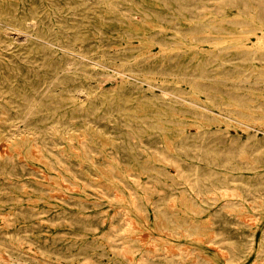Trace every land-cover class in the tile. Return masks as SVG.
Here are the masks:
<instances>
[{
    "label": "rangeland",
    "instance_id": "374dc122",
    "mask_svg": "<svg viewBox=\"0 0 264 264\" xmlns=\"http://www.w3.org/2000/svg\"><path fill=\"white\" fill-rule=\"evenodd\" d=\"M88 3L91 4L93 1L90 0ZM175 3L163 0H102L105 12L102 16L101 43L105 61L108 60L104 64L117 70H123L127 74L137 75L142 81L126 76L121 77L120 74L115 73V70L102 67L103 73H115L102 75L100 83L103 87V96L96 100L85 116L60 119V123L65 124L60 127L52 125L56 119L49 118L31 124L30 130H23V124L18 122L19 127L17 128L16 125L10 124V120L4 119L6 114H0V154L4 153L15 158L13 170L16 173L15 176L10 177L0 175V232L7 228L6 219H17L12 228L25 229L30 236L37 234L42 238H56V242L68 250L84 248L90 252L94 251L101 260L114 261L117 264H135L130 254H117L124 244L136 245L140 254L149 250L157 251L152 259L153 263L156 261L155 264L161 263L166 250H177L178 244L185 245L190 250L201 251L203 254L198 259L205 264H254L257 261L255 249L259 243L260 229L256 234L258 238L255 237V242L253 241L252 244L249 240V244H246L247 248L251 249L245 258H228L226 243L208 240L214 234V229L226 235L249 231L247 228L239 227L237 218L229 215L230 212L222 211L219 216L213 217L215 204H212L213 195L211 194L205 198L204 203L194 202L191 195L179 189L169 191L170 188L164 185V188L168 189L165 195L154 193L147 195L146 197L149 198L147 200L137 199L148 205V211L129 209L128 214L123 213L129 196H125L122 188L128 186V179L132 176H139L141 179L152 181L164 177L166 170L170 174L175 172L174 167L167 165L159 158L157 152H152L155 147L163 148L171 155H194L192 146H189L192 149L186 146L185 151H181L177 144L183 141L184 132L191 135L197 134L196 126L199 123L208 126L210 129L208 133L212 130L215 132L218 127L227 129L231 136H246L247 131H253L252 128L246 129L242 124L229 122L225 117L213 112L200 114V108L185 102L182 104V101L176 97H173L178 102L176 109L165 113L164 108L167 107L169 110L172 106L165 105L160 99L150 97L152 93L160 92L159 85L180 90L179 94L191 100H196L197 96L208 100L203 94L191 92L196 79L179 78L177 80L180 73L189 78L202 72V74L215 78L202 83L214 87L213 89L220 94L217 96L219 102L234 100L240 105L237 108L248 110L259 104L263 105L264 101L262 97L264 84L235 82L228 77V75L238 73V70L242 68L230 67L229 61L218 69L201 66L204 60L209 63L214 61L215 58L211 53L217 50L213 49L216 44L253 45L261 41L259 38L264 36L263 31L260 29L240 30L241 27L252 28L254 24L245 26L235 24V18L229 19L226 15L214 18L208 14L206 7H199L197 11L195 7L203 4L200 1L190 2V5L194 6L188 9L196 11L195 19L200 22H211V26L218 30L213 29L209 32L198 29L180 34L168 32L166 29L162 30V26L174 29L198 28L195 27L197 23L194 21L180 22L176 18H171L173 12L179 9L175 7ZM208 3L216 2L209 1ZM169 20L175 22L168 23ZM224 27H235V29L230 33L221 32L220 28ZM178 36L184 37L183 45L174 44ZM89 41L85 43L86 46ZM262 41L264 42V38ZM160 45H163L166 50L161 52ZM23 51L25 58L32 57L31 52ZM225 51L229 56L230 53L231 55H234L233 53L243 54L247 52V48L231 47ZM232 62L233 65L238 66L245 64L240 58H235L230 61ZM29 66L23 64L20 66L21 70L1 72L0 89L11 91L15 83L12 76L16 75V81L20 85H25V89H30L31 82L27 80ZM260 69L263 70L264 67L260 66ZM219 72L222 75L218 78ZM251 74L262 73L252 71ZM96 79L95 76L89 77L92 85L96 83ZM174 79L176 81H173ZM148 82L158 86L152 88ZM190 93L192 95H189ZM213 108L216 109V107ZM237 114L236 117L256 127L264 126V113L260 109L252 113L240 111ZM167 121H170V124ZM54 128L57 130L54 131ZM212 134L215 137L216 133ZM33 136L37 143L44 140L49 147L56 144V148L63 150L60 152L63 163L77 177L74 179L61 176L56 168L54 170L51 167V164L54 165L53 157H48L51 161L49 164L48 159L45 156L42 157L37 151V147L30 144ZM260 138V143L264 145V137L261 135ZM138 142H142L144 147L138 146ZM186 144L192 145L193 141L187 140ZM214 146L220 149L223 155L229 150L233 151L232 154L237 158L236 162L241 167L231 171L245 175L256 171L264 172V168L261 167L264 164V154L261 156L256 151V144L248 142L244 146H239L228 143L225 134L220 133ZM90 148L93 150L92 154L87 151L84 153L93 155L94 160L81 157L82 149ZM222 163L221 161L215 162L217 166L214 168L230 171L223 167ZM191 165L192 162H184L186 169L192 170ZM254 166L255 169L245 168ZM220 179L223 177L212 176L210 178V180ZM251 180L255 182L259 179L252 178ZM77 197L85 200L86 208L82 207ZM34 199L37 200L34 201ZM53 202L64 204L65 210L53 209L51 206ZM3 203L4 205H1ZM159 203L162 204V210L168 217L160 215L161 212L157 208H152L153 204ZM201 206H207L208 209L202 210ZM82 211L94 214L86 217ZM107 212H114L119 222L117 228L119 230L116 232L117 240L102 237V234L107 232V224L101 223V217H104ZM254 213L257 218L255 222L264 218V210H254ZM171 219L177 224L168 225L167 220ZM225 219L227 222L231 221L230 225L224 223ZM83 220H91L92 223L84 225ZM212 220L214 221L213 226L210 224ZM185 229L191 232L189 238L182 236ZM124 236L129 237V242H125ZM254 244L256 247H253ZM149 246L154 248L151 250ZM237 248L241 251L240 247ZM9 250L0 244V256H7ZM25 264H30V260ZM59 264L81 263L78 258H75L71 262L60 261Z\"/></svg>",
    "mask_w": 264,
    "mask_h": 264
},
{
    "label": "bare ground",
    "instance_id": "6f19581e",
    "mask_svg": "<svg viewBox=\"0 0 264 264\" xmlns=\"http://www.w3.org/2000/svg\"><path fill=\"white\" fill-rule=\"evenodd\" d=\"M89 1L90 0H0V73L3 71L12 72L14 70H21L20 66L23 64L27 66L30 65L27 78V80L31 82L30 89H25V85H20L19 82L16 81L17 78L15 77H17V75L12 76L15 83L11 91H3V89H0V114H6L7 116L4 117V119L10 120L11 125H16L18 128L19 122L23 124V130H30L31 124H36L39 120L42 121L53 118L56 119V121H54L52 125L54 124L60 127L65 125L64 123H60V119L85 116L89 108L96 103V100L100 96H103L104 92L100 80L104 74L110 75L118 73L121 77L126 76L134 80L142 81L137 75L127 74L123 70H117L104 64V62L108 61L107 59L105 61L101 43V35L103 34L102 16L105 10L104 7H102V0H92L93 3L91 4L88 3ZM163 1H168L170 3L176 2L175 7H179L175 13L173 12L171 18H176L180 22L194 21V23H197L195 27H198L194 29L190 27L185 29L161 27L162 30L166 29L168 32L180 34L198 29L208 30L209 32L212 31L214 28L211 26V22L198 21L194 16L196 11H190L188 9L194 6L190 5V2L200 1L203 4L195 7L197 11L199 7H206L208 8V14L214 18L226 15L229 19L235 18V24L244 26L246 24H254L252 28L241 27L240 30L254 31L260 29L264 33V0ZM209 1L216 2L217 4H210L208 3ZM109 9L111 10V8ZM94 19L95 21H93ZM221 19H223V17ZM174 22L173 20L168 21V23ZM87 23L88 26H86ZM235 27H224L220 28V30L221 32L230 33ZM183 38L182 36L176 37L177 42L174 44L183 45ZM263 38L264 36H260L259 39L261 41L253 45L243 44L228 46L223 43L216 44L213 49L217 50L211 53L215 58L214 61L209 63L207 60H204L201 66H203V68L210 67L215 69L216 67L218 69L221 65L229 61L230 67L242 68L238 70V73L228 75L232 81L264 84V69H260V66L264 67ZM91 39L92 41H89ZM87 41H89L88 46L85 44ZM89 44L91 45L89 46ZM91 46L93 47L91 48ZM231 47H245L247 48V52L243 54L233 53L234 55L230 53L229 56H227L228 53L225 50ZM160 49L161 52L166 50L163 45H160ZM23 50H26L25 52H31L32 57L25 58L22 53ZM235 58H240L245 64L238 66L233 65V62L230 63V61ZM104 66L115 70V73H103L102 67ZM250 71L262 74L254 75L251 74ZM220 75H222L221 72H219L217 77L219 78ZM90 76H95L97 78L94 85L89 81ZM179 78H186V80L192 78L196 79L197 81L192 85L191 92L203 94L208 100L202 99L201 96H197L196 100H191L183 94H179L178 92L180 90L163 85L158 86L148 82L150 87L154 88L158 86L160 88L158 94L152 93L150 97L156 100L160 99L165 105L172 106L169 110L164 106L165 113L171 112L172 109H176L178 102L173 98L176 97L182 101V104L185 102L200 108V114L203 113V115H205L204 112H213L225 117L229 122L242 124L246 129L252 128L253 131H247L246 136H231L228 134L229 131L227 129L218 127L215 129V132L211 129L212 132L208 133L207 131L210 130L208 126L199 123L196 126L197 134L191 135L188 132H184L185 137H183V141L177 144L181 151H185L186 148H193L192 150L195 152L194 155H171L167 153L165 149L155 147L153 151H151L157 152L158 157L164 160L167 165L173 166L175 172L170 174L169 171L166 170L164 171V177L152 181L141 179L139 176H132L128 179V186L122 188V191L125 192V196H129L127 205L124 206L123 213L128 214L129 209H134L135 211H148V205L137 201V199L147 200L149 198L146 196L154 193L165 195L168 189H165L164 185L170 188L169 191H171V189H179L191 195L194 202L204 203L205 198L211 194L213 195L212 204H215L213 217L219 216L222 211L230 212L229 215H232L233 218H237L238 226L247 228L249 231L235 235L231 233L230 235H226L216 232L214 229V234L209 237L208 240L226 243L225 249L228 258H245L248 251L251 249L247 248L246 244H249V240L252 244L253 241L255 242V237L258 238L256 234H258L257 232L260 229L261 234L259 235V243L257 249H255V259L257 261L254 264H264V218H260L257 223L255 222L257 218H255L256 215L254 213V210H264V172L256 171L245 175L231 171L241 167L237 164V158L232 154L233 151L229 150V152L223 155L220 153L221 150L214 146L217 136L221 133L222 135L225 134L228 143L237 144L239 146H244L248 142L253 145L256 144V151L262 156L264 154V145L260 143V137L261 135L264 137V126L256 127L248 121L241 120L236 116L240 111L252 113L260 109L262 113H264V101L263 105L259 104L257 107L243 110L237 108L240 106L237 101L229 100L228 102H219L217 96L220 94L213 89L214 87L202 83L205 80H214L215 78L213 76L198 72L197 75L188 78L185 74L180 73L177 80H179ZM173 81L176 80L174 79ZM189 95L192 94L190 93ZM262 97H264V93ZM213 107H216V109ZM29 120H33L32 123L31 121L29 122ZM216 120L217 117L215 121ZM167 123L170 124V121H167ZM216 124L219 125L218 123ZM56 130L57 128H54V131ZM212 133H216L215 137ZM31 140L30 144L37 147V151L40 152L42 157L45 156L48 159L47 161L49 164L51 161L48 157H53L54 165L51 164V167L54 168V170L56 168L61 176H69L74 179L77 177L70 168L63 163L64 160L60 156V152L63 150L60 151L56 148V144L49 147L47 142L41 139V141L37 143L34 136ZM187 140L193 141V144H186ZM13 143L16 142L13 141ZM138 146L144 147L142 142H138ZM189 146H192V148ZM82 151L81 157L94 160L93 155L91 156L84 153L87 151L92 154L93 150L91 148L88 150L82 149ZM115 158L117 157L115 156ZM14 161L15 158L1 153L0 175L6 177L15 176L16 173L13 170ZM186 161L192 162V170L185 168L184 162ZM217 161L223 162L221 165L230 169V171L216 170L214 167L217 166L215 164ZM255 166L245 168L255 169ZM261 167L264 168V164L263 166L261 165ZM212 176L223 177V179L210 180ZM252 178L259 180L253 182V180H251ZM66 185L67 184H65V186ZM84 188L85 186L83 189ZM77 199L81 202L82 207L86 208L85 204L87 203H85V200L82 197H77ZM35 200L37 199H34V201ZM63 203L65 204V201H63ZM64 204L53 202L51 206L55 210L59 208L60 210H65ZM170 204L174 205L173 203ZM1 205H4V203ZM110 206L113 207L114 205L110 204ZM152 208H157L158 211L161 212L160 215L168 217L162 210V204H153ZM200 208H202V210L208 209L207 206H201ZM82 212L86 217H90L94 214L92 212ZM105 217H107L106 221ZM101 218V223L107 224V232L103 233L102 237L110 240H117L118 237L116 232L119 230L117 229L119 222L116 218V214L114 212H107V214ZM15 221H17V219H6L5 226H7V228L0 232V244L10 249L7 256H0V264H25L29 260L30 264H59L60 261L67 260L71 262L72 259L75 258H78L81 264H117L114 261L105 262L97 257L98 255L96 252H90L84 248L68 250L66 247L58 244L56 238L48 239L45 237V239L37 234L30 236L25 229L12 228V226L16 224ZM136 221L138 222L137 219ZM167 222L168 225L177 224V222L174 223L173 219L167 220ZM230 222V220L228 222L226 219L224 220L225 224L229 223L230 225ZM25 223L29 224L28 221H25ZM83 223L84 225L86 223L91 224L92 221L83 220ZM138 223H140V221ZM210 224L213 226L214 221L212 220ZM190 233V231L185 229L182 236L189 238ZM128 238L126 236L123 237L125 242L129 240ZM200 239L202 240V238ZM150 247L151 246H149V248ZM237 247H240L241 251H239ZM253 247H256L255 244ZM152 248L150 249L152 250ZM176 248L177 250L175 251L166 250V255L160 264H205L198 259L199 256L203 254L201 251L190 250L187 246L182 244H178ZM156 253L157 251L149 250L140 254L136 245L124 244L122 250L118 251L117 254H130L135 264H155L156 261L153 263L152 259ZM204 257H207V255H204Z\"/></svg>",
    "mask_w": 264,
    "mask_h": 264
}]
</instances>
